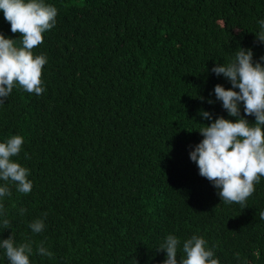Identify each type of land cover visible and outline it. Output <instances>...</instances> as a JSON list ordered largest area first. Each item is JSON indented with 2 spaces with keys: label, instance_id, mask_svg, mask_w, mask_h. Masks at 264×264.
Listing matches in <instances>:
<instances>
[{
  "label": "trees",
  "instance_id": "1",
  "mask_svg": "<svg viewBox=\"0 0 264 264\" xmlns=\"http://www.w3.org/2000/svg\"><path fill=\"white\" fill-rule=\"evenodd\" d=\"M43 2L57 9L32 49L47 60L44 91L17 83L0 103V142L24 138L12 159L33 184L24 194L7 182L0 240L31 243L30 264H163L159 249L171 234L179 264L195 235L220 264H264V176L244 206L225 203L190 159L204 124L236 120L214 93L232 85L211 69L230 63L238 47L264 64L255 34L264 0ZM0 33L22 46L2 11ZM36 219L40 233L30 228ZM41 244L51 258L38 253ZM0 264H10L3 248Z\"/></svg>",
  "mask_w": 264,
  "mask_h": 264
},
{
  "label": "clouds",
  "instance_id": "2",
  "mask_svg": "<svg viewBox=\"0 0 264 264\" xmlns=\"http://www.w3.org/2000/svg\"><path fill=\"white\" fill-rule=\"evenodd\" d=\"M0 11L10 23L12 33H19L22 38V46L17 47L14 39L0 33V103L5 102L17 83L25 91L40 95L44 91L41 78L47 60L44 55L34 56L32 49L43 43V34L54 27L57 9L43 0H0ZM258 24L260 31L255 34L257 40L264 43V20ZM253 56L252 49L238 47L230 63H218L211 69L216 76L223 75L232 85L226 89L217 84L214 93L229 116L236 120L233 122L220 116L210 125L204 124L198 130L203 140L190 152V159L196 163L199 174L213 183L222 201L241 206L264 176V64L254 63ZM208 102L213 103L211 100ZM241 102L245 116H255L254 124L241 115ZM199 114L205 120H213L208 111L201 110ZM23 143L24 138L20 135L0 142V180L5 181L4 186H0V197L11 196L9 181L20 193L32 191L29 170L12 159L20 153ZM25 211L20 210L21 214ZM259 216L264 220V211ZM9 223L7 218L3 219L5 228ZM44 227L41 219L30 224L34 233L42 232ZM179 245L180 240L176 236L169 234L166 237L159 249L166 252L163 264H178ZM0 248L6 251L10 264H30L31 243L16 245L11 234L9 238L0 240ZM37 250L49 258L53 255L42 244ZM181 251L179 264H220L213 251L206 247L203 237L194 235L187 239Z\"/></svg>",
  "mask_w": 264,
  "mask_h": 264
}]
</instances>
